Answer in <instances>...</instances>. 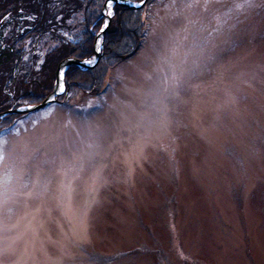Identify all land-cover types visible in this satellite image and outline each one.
Instances as JSON below:
<instances>
[{"label":"rangeland","instance_id":"rangeland-1","mask_svg":"<svg viewBox=\"0 0 264 264\" xmlns=\"http://www.w3.org/2000/svg\"><path fill=\"white\" fill-rule=\"evenodd\" d=\"M144 6L99 92L0 123V264H264V0ZM63 14L25 61L75 44Z\"/></svg>","mask_w":264,"mask_h":264},{"label":"trees","instance_id":"trees-1","mask_svg":"<svg viewBox=\"0 0 264 264\" xmlns=\"http://www.w3.org/2000/svg\"><path fill=\"white\" fill-rule=\"evenodd\" d=\"M154 1L147 0L146 4ZM103 2L104 0H0V111L11 105L16 107L22 103L27 105L42 101L45 94L40 91L51 89L53 69L59 59L76 57L84 60L94 55V35L102 26L100 7ZM77 8L83 10L81 24L84 26V32L74 41L75 44L61 42L52 51L45 53L39 65L34 64L32 60L25 61L22 48L24 41L55 26L57 22L54 16L57 14L64 13L61 18L63 22L64 18L71 12L74 13ZM113 9L112 20L104 34L101 56L97 64L84 70L68 66L64 72L65 92L77 90L87 97L96 94L106 78L104 69L111 67L107 65L118 63L126 51H130V48L133 51L141 44L142 35L146 32L142 18L145 8L132 10L115 4ZM46 69L47 73L40 83L38 76L42 78ZM22 85L26 87L24 92L18 89ZM65 94L57 97L58 103H63ZM12 99L15 104L8 106ZM33 112L5 116L0 123L22 120Z\"/></svg>","mask_w":264,"mask_h":264},{"label":"water","instance_id":"water-1","mask_svg":"<svg viewBox=\"0 0 264 264\" xmlns=\"http://www.w3.org/2000/svg\"><path fill=\"white\" fill-rule=\"evenodd\" d=\"M113 2H116V3L124 6V4H126L127 0H112V3ZM107 4H108V2H105L103 4L102 9ZM140 5L141 4H139V5H136V4L135 5H127V7L128 8H134L135 6L137 7V6H140ZM106 20H107V23H108L109 22L108 17H106ZM103 33H104V31H101V33L99 34V36H102ZM98 49H99V45H97V42H96L95 43V46H94L95 56H94L93 64H91V65H88L86 63H83V62H81V61H79V60H77L75 58H73V59L72 58H65V59H63V61H61L59 63V66L57 67V69L55 71L56 79H55V83L53 85L54 86L53 91L46 96V98L43 100V102L41 104H39V105H33V107H29L26 110H23V109L22 110H19V109H17V110H13V109L12 110H8V111H5V112H2L1 115L9 114V113H12V112H23V111H27V110H33V109H35V108H37V107H39L41 105H44V103H47V102L51 101L52 97H54V95L58 94V89L60 87L61 88L64 87V85H63V75H62L63 69L67 65H74V64L77 65V66L92 67L93 65H95V61L97 60V58L99 56ZM1 115H0V117H1Z\"/></svg>","mask_w":264,"mask_h":264},{"label":"snow or ice","instance_id":"snow-or-ice-1","mask_svg":"<svg viewBox=\"0 0 264 264\" xmlns=\"http://www.w3.org/2000/svg\"><path fill=\"white\" fill-rule=\"evenodd\" d=\"M108 4L111 5L112 3V0H107Z\"/></svg>","mask_w":264,"mask_h":264}]
</instances>
